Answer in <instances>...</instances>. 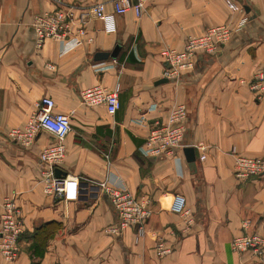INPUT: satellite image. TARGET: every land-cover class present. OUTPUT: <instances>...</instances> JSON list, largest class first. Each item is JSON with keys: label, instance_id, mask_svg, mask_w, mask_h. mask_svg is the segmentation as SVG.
<instances>
[{"label": "crops", "instance_id": "0c3cea01", "mask_svg": "<svg viewBox=\"0 0 264 264\" xmlns=\"http://www.w3.org/2000/svg\"><path fill=\"white\" fill-rule=\"evenodd\" d=\"M233 1L242 9L227 0H150L140 18L117 16L116 32L89 17L83 39L77 23L69 39L38 49L36 15L62 6L78 17L98 3L112 12L114 0H0V205L16 196L27 229L19 258L0 264H259L251 252H234L231 242L246 220V233L264 236V175L247 181L234 175L237 157L264 159V102L248 87L264 62V0ZM216 26L231 28V41L216 55H200L179 81L159 84L166 79L162 48L182 50L190 36ZM116 45V60H94ZM118 84L113 115L81 100L84 89ZM44 97L72 122L60 168L85 179L71 184L67 201L46 196L40 183V154L56 138L41 132L25 147L9 136ZM178 104L187 106L184 145L196 149V171L183 150L147 156L154 121ZM108 180L149 201L153 214L142 239L133 229L110 233L117 217L102 188ZM177 195L193 222L171 210ZM158 240L172 249L166 257L156 255Z\"/></svg>", "mask_w": 264, "mask_h": 264}, {"label": "built area", "instance_id": "2783aa9c", "mask_svg": "<svg viewBox=\"0 0 264 264\" xmlns=\"http://www.w3.org/2000/svg\"><path fill=\"white\" fill-rule=\"evenodd\" d=\"M149 1L114 0L112 12L106 11L105 3H98L89 13H82L78 17L75 16L73 9H65L62 6L51 12L38 14L32 22L36 34V46L41 49L49 40L69 39L77 23L80 26L77 37L83 39L86 35L85 24L89 17L103 21L106 33L116 32L117 16L133 12L137 18H140L145 13ZM227 2L234 10L242 9V6L233 0H227ZM233 33L234 31L227 26H216L209 28L202 35L190 36L182 50L163 47L161 55L165 63L164 77L175 82L179 81L195 69L197 58L200 55L213 56L219 53L222 47L231 41ZM50 68L54 67L50 66ZM248 87L255 101L264 102V62L254 72L248 82ZM120 91L119 84L114 88L96 85L81 91V100L89 107L103 106L108 114L113 115L120 108ZM55 106L52 98L44 97L38 109L31 114L26 126L13 129L9 136L25 147L31 146L41 132L56 138L57 141L43 149L40 154L43 167L40 183L46 196L53 198L56 202H61L70 199L69 189L72 183L85 179L69 174L65 177L55 176V169L60 168L65 157L64 140L72 132L70 116L55 112ZM187 119V106L178 104L172 107L165 119L155 120L145 143L147 156L165 158L183 150ZM201 158L205 159V156ZM234 175L240 181L263 176L264 159L237 157ZM102 188L117 217V222L111 226L110 233L120 236L126 230L133 229L138 240L145 237L149 220L153 214L149 201H143L129 191L114 186L109 180L102 183ZM16 199V196H8L0 205V258L7 262H14L19 258L21 241L27 232L24 217ZM171 210L182 216H191V212L186 208L185 199L180 195L175 197ZM193 221V216H191L188 222ZM249 227V221L242 223L244 233L232 240L231 248L236 253L251 252L258 259L259 264H264V236L258 233H246ZM155 252L157 257L162 258L170 254L172 249L158 240Z\"/></svg>", "mask_w": 264, "mask_h": 264}, {"label": "water", "instance_id": "95a60500", "mask_svg": "<svg viewBox=\"0 0 264 264\" xmlns=\"http://www.w3.org/2000/svg\"><path fill=\"white\" fill-rule=\"evenodd\" d=\"M244 10L247 14H249L252 10L249 5H244ZM121 50L120 45H116L115 49L112 52H98L94 56L95 61H102V60H107L109 58L116 60L119 56ZM169 80L168 79H162L158 83H167ZM183 153L186 157L187 162L189 163L190 167L196 171V149L191 146H187L183 148ZM55 176L56 177H65L67 176V173L63 171L61 168H56L55 169Z\"/></svg>", "mask_w": 264, "mask_h": 264}]
</instances>
